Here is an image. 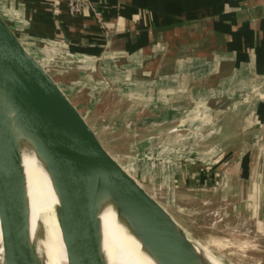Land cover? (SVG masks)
Returning a JSON list of instances; mask_svg holds the SVG:
<instances>
[{
	"label": "crops",
	"instance_id": "obj_1",
	"mask_svg": "<svg viewBox=\"0 0 264 264\" xmlns=\"http://www.w3.org/2000/svg\"><path fill=\"white\" fill-rule=\"evenodd\" d=\"M90 1L103 27L86 5L70 13L67 0L7 3L35 56L40 45L44 55H84L72 66L75 78L63 84L76 105L80 92L95 102L107 91L110 125L124 124L138 140L158 133L164 141L182 123L207 130L189 153L175 148L169 177L181 213L174 216L190 235L195 230L183 215L197 218L205 208L242 230L229 244L236 238L251 246L256 231L264 239V0ZM210 187L221 199H205Z\"/></svg>",
	"mask_w": 264,
	"mask_h": 264
},
{
	"label": "water",
	"instance_id": "obj_2",
	"mask_svg": "<svg viewBox=\"0 0 264 264\" xmlns=\"http://www.w3.org/2000/svg\"><path fill=\"white\" fill-rule=\"evenodd\" d=\"M23 144L55 192L67 264H104L98 212L107 202L155 263L209 264L201 251L206 249L105 149L68 93L0 14V179L8 196L0 215V264H44L29 234Z\"/></svg>",
	"mask_w": 264,
	"mask_h": 264
},
{
	"label": "rangeland",
	"instance_id": "obj_3",
	"mask_svg": "<svg viewBox=\"0 0 264 264\" xmlns=\"http://www.w3.org/2000/svg\"><path fill=\"white\" fill-rule=\"evenodd\" d=\"M14 9V7L8 5L7 0H0L1 16L16 34H18L17 32L19 31H23L18 37L22 44L30 50L28 48L31 44H29L30 37L27 34V30L24 28V24H22L23 21L17 19L20 16L18 11H13ZM13 23L15 25H13ZM39 48L42 53L36 57H38L40 62L48 68L51 75L60 83V85L67 90V87L63 84H67L69 80L75 78L77 72L76 68L72 66L77 64L73 62L71 63V66L68 67L69 64L62 62L61 59L58 58L46 60L48 57L43 54L44 47L40 45ZM44 56L45 59H40ZM68 95L73 102H76V99L71 97V94L68 93ZM77 96L78 100L82 103L81 105H75L83 114L85 120L93 129L105 149L120 163V165H122L124 169L131 172L142 186L147 188L156 199L168 208L171 214H175L178 217L181 213L175 210L173 203L168 200L178 199L169 187V177L172 168L176 164V153H174V150L179 146L182 147V149H185L184 151H186V153H189L190 147H199L208 135H205L207 130L201 125L197 126L196 124L188 125L182 123L174 130L166 132V138H170L165 139L164 141H162L164 139L163 135H159L158 133H156L155 136L150 137L148 140H146V138L145 141L144 138L143 140H138V137L129 135L127 126L124 124L110 125L108 120L112 117L110 116L112 110L110 109V94H108L107 91L101 93L100 100L95 102L89 101L87 94H83L82 92L78 93ZM141 143H144V145H141ZM166 161L170 162L169 168H166V166L163 165V163L167 164ZM217 191V187H210L209 189L204 190L203 194H210V196H207L206 198L204 196V198L221 199L219 198V195H216ZM183 192L185 193L182 194L189 195L188 192ZM191 195H193V193H191ZM196 215L197 218H194L193 215L185 213L183 215V222L195 230L192 234H194V238L201 243V246L219 258L222 262L225 264H264V239L258 234V232L261 233L260 231H256L255 245L243 246L241 243L237 244L236 238H233L230 241L231 245H229L227 239L230 238V236H236L242 239L243 233L241 229H238V227L227 228L223 215H221V213L218 214L214 209L208 212V210L204 208L199 214L196 213ZM211 218L214 222H210ZM246 233L250 234L248 231ZM232 256L235 257L233 258ZM238 256L239 258H237Z\"/></svg>",
	"mask_w": 264,
	"mask_h": 264
},
{
	"label": "bare ground",
	"instance_id": "obj_4",
	"mask_svg": "<svg viewBox=\"0 0 264 264\" xmlns=\"http://www.w3.org/2000/svg\"><path fill=\"white\" fill-rule=\"evenodd\" d=\"M20 154L28 197L30 237L44 264H67L66 253L55 214L57 198L49 177L35 157L32 149L23 144ZM6 199H8V196L5 183L0 179V215L5 207ZM98 217L100 223V251L104 264H157L141 248L139 241L118 220L111 203L107 202L100 208ZM1 236L0 218V252L2 251ZM243 241L242 243H244ZM197 247L200 248L198 244ZM201 251L209 264H225L207 250L201 249ZM232 257L234 258L235 256Z\"/></svg>",
	"mask_w": 264,
	"mask_h": 264
},
{
	"label": "built area",
	"instance_id": "obj_5",
	"mask_svg": "<svg viewBox=\"0 0 264 264\" xmlns=\"http://www.w3.org/2000/svg\"><path fill=\"white\" fill-rule=\"evenodd\" d=\"M84 5L89 7L95 20L98 22V24L101 27H103L101 12L91 3L90 0H67L68 10L72 14L80 12L82 6ZM45 56L48 57L47 59H54V58L61 59L62 62H65L66 64L69 65H71V63L73 62L79 63L84 61V55L82 53H73L68 51L60 52V53L50 52ZM45 56L41 57L40 59H45ZM168 200L173 203V199H168Z\"/></svg>",
	"mask_w": 264,
	"mask_h": 264
}]
</instances>
